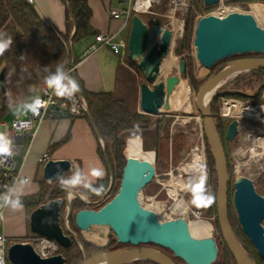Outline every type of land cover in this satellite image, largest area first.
<instances>
[{
    "label": "water",
    "instance_id": "obj_1",
    "mask_svg": "<svg viewBox=\"0 0 264 264\" xmlns=\"http://www.w3.org/2000/svg\"><path fill=\"white\" fill-rule=\"evenodd\" d=\"M220 3L221 0H204L206 7L217 6ZM173 38L172 29L160 24L151 27L139 14L133 16L128 39V60L136 64L145 79L140 86V107L144 114L158 116L163 108H170L169 99L180 83V75L186 71V62L182 60L179 65L180 75L161 77L163 61L172 51ZM194 46L196 58L204 67V72H208L217 62L232 56L251 53L263 56L242 58L228 63L207 79L195 98L197 110L201 113L203 131L216 166L218 180L216 203L221 235L237 264H256L236 237L229 221L227 157L211 112L212 100L205 106L204 99L211 87L222 83L235 72L264 70V28L260 27L250 14L232 12L224 17L204 16L197 22ZM182 47L181 43L175 51L176 55H180ZM71 51L73 54L72 47ZM75 66L73 55L71 68L73 79L76 81ZM4 81L5 73L2 71L0 82ZM2 92L5 93L6 89L2 88ZM219 93L221 92H216L214 97ZM238 128V120H233L229 124L226 133L229 142L236 138ZM96 134L105 148V143L97 131ZM72 167L69 160H49L44 165L42 177L49 181L57 168L67 174ZM108 168L112 176L109 164ZM149 170L147 163L140 159L127 158L118 193L99 209H83L76 213L75 223L80 231L90 232L96 226L110 227L116 234L119 244L134 247L101 252L92 256L82 247L85 255L82 264H97L107 259H115L120 262L119 264L138 260H149L156 264H176L173 258L180 259L185 264H213L216 261L219 249L215 237L193 236L186 219L160 221L155 212L141 205L139 195L149 180ZM67 194L64 199L58 198L36 208L29 219L31 233L55 241L60 248L65 249L70 247L72 242L60 222L63 205L66 204L72 210L71 201H67ZM75 197L84 200L80 194ZM233 203L243 232L258 256L264 260V196L256 191L253 181L246 177H236ZM71 235L75 237L72 233ZM139 245L160 247L170 251L173 257L160 250L138 247ZM8 259L11 264H66L62 254L42 257L33 245L28 243H13L8 249Z\"/></svg>",
    "mask_w": 264,
    "mask_h": 264
},
{
    "label": "rangeland",
    "instance_id": "obj_2",
    "mask_svg": "<svg viewBox=\"0 0 264 264\" xmlns=\"http://www.w3.org/2000/svg\"><path fill=\"white\" fill-rule=\"evenodd\" d=\"M191 9H193L191 0H176V2L174 0H157L151 8V12L143 14L144 20L151 27L155 24H160L172 29L174 32L172 51L163 63L162 78L176 74L180 75L179 65L182 60L187 63L188 74L186 76L180 75V83L176 86L169 99L170 108H163L158 116H148L149 120L152 122L149 131L156 129V124L159 121H163L158 154L153 149L146 150L144 148V137L142 136L144 131L143 129H138L130 134L142 140L143 151L153 150L156 156L152 157L151 153H131L128 154L129 156L127 157L125 154L127 139L124 156L126 160L129 157L143 160L150 169L149 180L139 195L141 205L155 212L160 221L184 218L188 222L193 223L208 222L212 226V231L209 235L216 238L219 249L214 264H220L228 257V252L225 248L224 240L217 229L215 215L210 214L209 211L214 204L213 180L210 176L209 159L203 133V122L195 104L197 91L192 85L191 76L196 83L200 84L210 75L220 71L232 61L242 58L263 56L254 53L232 56L217 62L208 72H204V67L196 58V48L194 46L195 28L199 19L204 16L216 15L224 17L232 12L250 14L254 17L257 24L264 28V0H223V2L217 5L212 11L198 13L189 47L185 50L182 47L180 55H176V49L180 47L181 43L183 45L182 40L184 37L185 20ZM177 27L182 28L177 32ZM76 47L77 46H75V50ZM126 60L131 64L130 68L135 74L127 71L122 73V81L118 84L117 88L113 90V93L118 98L123 99L130 109L134 108L139 114H144L140 108V86L145 82V79L138 70L136 64L131 63L128 58H126ZM256 77L255 73H251L250 71L235 73L218 85L217 92L236 89L246 92L247 94H254L259 85ZM1 86L2 83L0 82V96L2 92ZM3 94L6 97L10 96L7 91ZM263 98L264 92L262 94V100ZM26 102L31 103L28 100L17 103L10 117L15 115L16 112L20 113L23 110V104ZM227 102H233L238 107L241 106V108L242 106L243 108L253 107L255 109V112H252L254 116L243 114L238 116L225 115L224 106ZM217 105L219 108V116L222 119L231 120V122L233 120L239 121L236 138L232 142L227 143L232 170V177L230 178L231 187L234 188L236 177H246L253 181L256 191L264 196V147L259 144L260 142H264V112L260 109L263 107V102L255 99L240 100L235 98H222ZM166 120L170 121L168 138H166L167 134L166 131H164ZM231 122L227 123V125L229 126ZM146 138L149 147H154L152 136L147 135ZM100 144L104 151L103 142H100ZM130 146L133 148H140V143L136 139H131ZM199 157L203 159L204 167L201 171L195 172L192 170V167L198 164ZM65 175H70V173ZM40 177L43 179L41 166L36 174H33L31 177V183L27 185V188H34L38 184ZM121 180L122 179L116 178L113 173V175L110 176L109 186L102 196L98 199H90L84 196L81 197L84 199L81 201L87 204L90 207L89 209L101 208L118 193ZM171 182L172 185H174L175 194H177V196L169 191L167 185ZM57 184L58 183L55 182L44 183V189L47 190V199L52 195L54 190L57 189ZM199 184L202 186L200 187ZM75 199H77V197L72 198L71 202ZM23 208L16 212L6 209L4 232L12 244L28 243L35 247L41 237L30 231L29 219L33 210H26ZM191 210L201 212L200 219H195L190 213ZM75 214L76 210H70L65 204V207L61 210L60 222L64 231L70 234L72 233L75 236L74 238L79 243L83 256H85L84 250L82 249V247H84L83 242L101 250L108 248L112 244H116V248L118 249L134 248L131 245H119L116 240V234L110 227H93L90 232L80 231L79 229L78 232L74 231L72 220H75ZM233 217L237 219L235 207ZM1 230H3L2 227H0V231ZM98 235L104 238L103 242L100 244L92 240L94 236L96 237ZM195 235L202 236V234ZM138 247L157 249L173 257L170 251L154 245H139ZM60 251L61 248L58 247L52 256L59 254ZM47 254H49V252H47ZM173 259L179 264H185L181 260L176 258Z\"/></svg>",
    "mask_w": 264,
    "mask_h": 264
},
{
    "label": "trees",
    "instance_id": "obj_3",
    "mask_svg": "<svg viewBox=\"0 0 264 264\" xmlns=\"http://www.w3.org/2000/svg\"><path fill=\"white\" fill-rule=\"evenodd\" d=\"M62 1L67 7L65 24L66 28L64 32L58 31L55 28L47 25L33 5L27 0H0V32L6 33L7 36H10L13 40L10 48L2 56H0V73L2 71L5 73V81L2 83L1 87L5 88L10 94L9 97H6L3 92H1L0 122L7 120L10 117L17 103L23 100L34 98L36 95H38L39 90L43 85L44 77L48 74L45 72V68L51 72H54L58 63L64 65V70L70 68L73 60L71 47L87 37L97 35V31L91 25L92 10L88 5V0ZM191 2L193 9L189 11L184 26V37L182 40L184 50L189 47L191 42L197 14L203 11H212L216 7H206L204 5V0H191ZM135 14H139L143 18V14L137 12L133 13L132 18ZM132 18L130 20V25ZM21 56H23V58H21ZM75 63L77 64L76 59ZM250 72L255 73L257 76V82L259 84L258 89L254 94H247L246 92L236 89L219 91L221 93L217 94L212 99L210 108L215 118L216 126L224 145V150L227 157L229 172V221L232 230L244 249L254 259L256 264H264V260L258 256L249 238L243 232L238 220L233 217L234 188L231 187L230 183L232 170L230 166V156L227 150V143L229 141L226 137L228 127L227 123L231 122V120H225L219 116V108L217 105L222 98H235L240 100L255 99L257 101L260 100L263 102L262 94L264 92V70ZM187 74L188 72L186 63V71L183 75L186 76ZM207 79L198 84L194 79H192L191 76L192 85L197 93L200 87L207 81ZM77 83L79 85V90L86 98L89 107V115H83V117L89 121L95 134L97 131L98 135L104 141V151L102 150L100 142H98V154L102 161L105 162L107 167L108 164L111 166L112 175L114 173L116 178L122 179L123 169L126 165V158L124 156L126 139L131 136L129 131L143 129L144 132L142 136L144 137V148L146 150L153 149L158 154L159 140L161 136L160 132L163 129V121H159L156 124V129L149 131L152 122L149 120L148 114H139L134 110V108L130 109L126 105V102L123 99L118 98L113 92H88L83 89L82 83L79 79H77ZM10 102L12 107L9 106ZM199 114L201 116V113ZM166 121L167 122L166 126H164V131H166V138H168V128L170 121ZM147 135L152 136L154 147H149L146 138ZM204 139L206 141V151L209 159L210 176L213 180L212 183L214 192V204L209 211L210 214L215 215L216 226L221 234L216 203L218 189L216 166L205 133ZM128 156L129 155H127V157ZM109 180L110 173L107 178L99 180L94 186H98L102 183L105 186L106 191L109 186ZM44 183L45 181L39 182L40 191L38 193L21 198L23 206L26 210H35L41 205L49 203L58 198L65 197L66 192L60 188L59 184H57V189L54 190L52 195H50L47 199V190L44 189ZM80 192L90 199H98L100 197L82 188L80 189ZM71 206L73 211L76 210V213L80 210L90 208L78 198L71 202ZM64 207L65 205H63L62 210ZM72 224L74 231L78 232L75 220H72ZM65 233L70 236L72 242L70 247L66 249L61 248L59 254H62L65 257L66 264H82L84 261V256L79 243L70 233L66 231ZM92 240L100 244L103 242L104 238L98 235L96 237L94 236ZM83 244L86 252L90 256L99 252L113 251L118 249L116 248V244H112L108 248L102 250L97 249L85 242H83ZM225 248L228 252V257H226L225 261L220 264H237L226 244ZM175 262L176 264H179L177 261ZM127 264L156 263L149 260H138Z\"/></svg>",
    "mask_w": 264,
    "mask_h": 264
},
{
    "label": "crops",
    "instance_id": "obj_4",
    "mask_svg": "<svg viewBox=\"0 0 264 264\" xmlns=\"http://www.w3.org/2000/svg\"><path fill=\"white\" fill-rule=\"evenodd\" d=\"M32 5L47 25L58 31H65L67 7L62 0H34ZM88 5L92 10L91 25L97 31V35L117 34V39L128 41L131 28L130 22L124 24L123 19H114L110 15L111 9H124L127 6L125 0H88ZM95 37H87L72 47L73 55L77 60L74 69L75 78L76 81L77 79L81 81L83 89L88 92H113L122 81V73L127 71L135 74V72L130 68L131 64L126 58L115 55L108 47L89 54V48L95 43ZM75 46H77L76 50ZM69 76L73 78L72 73ZM28 101L32 102L33 98L28 99ZM28 112V110L23 108L20 113L16 112L15 115L3 122H10L16 117L23 118ZM130 133H133V131H129ZM130 135L127 138L126 156L131 153H151L152 157L156 156L153 150L143 151L142 140L132 136V134ZM131 139L138 140L140 148L131 147ZM98 142L101 141L97 138L89 121L83 116L71 117L67 114L58 119L45 120L38 126L31 149L22 162L21 177L27 178L29 180L28 184H30L31 177L36 174L40 166L42 167L43 175L45 164L40 163L38 159L47 155L48 160L71 161L72 166L82 169L87 179L95 185L99 180L87 176V173L93 167L104 171L105 175L102 179L109 176L108 167L98 154ZM41 179L40 177L38 184L34 188H27L28 184L23 186L22 197L38 193L40 190L39 182H49ZM77 191L81 197L85 196L80 192V189Z\"/></svg>",
    "mask_w": 264,
    "mask_h": 264
},
{
    "label": "built area",
    "instance_id": "obj_5",
    "mask_svg": "<svg viewBox=\"0 0 264 264\" xmlns=\"http://www.w3.org/2000/svg\"><path fill=\"white\" fill-rule=\"evenodd\" d=\"M30 4L34 0H27ZM176 2V0H174ZM127 6L122 9H111L110 15L114 19H123L124 24L130 22L134 12L150 13L151 8L157 0H125ZM223 0H221V3ZM220 3V4H221ZM108 47L115 55L122 58L128 56V41L125 39H117V34H99L95 37V43L89 48V54L99 51L101 48ZM73 69L70 67L65 69V72L70 75ZM7 95V94H6ZM9 96V95H8ZM39 99L41 105L38 109V115H34L31 111L25 117H16L10 122H0V132H5L13 143V156L8 158L6 162L0 165V193L4 192L7 187H10L14 181L21 177V165L25 160L26 155L31 149V145L38 126L49 119H58L69 115L71 117H80L89 115V107L86 98L78 91L72 98L58 97L53 91L47 88L43 83L38 95L33 100ZM264 106V103H263ZM24 122H27L25 125ZM40 163L46 164L48 156L39 157ZM3 218L0 219V264H9L8 249L12 245L10 239L4 232L5 212L6 209H0ZM190 213L195 219H200L201 212L191 210ZM59 245L52 240L41 237L35 245V250L42 257L52 256ZM49 252V254H47ZM11 264V263H10Z\"/></svg>",
    "mask_w": 264,
    "mask_h": 264
},
{
    "label": "clouds",
    "instance_id": "obj_6",
    "mask_svg": "<svg viewBox=\"0 0 264 264\" xmlns=\"http://www.w3.org/2000/svg\"><path fill=\"white\" fill-rule=\"evenodd\" d=\"M13 40L6 33L0 32V56H2L12 45ZM23 58V56H21ZM45 72L48 74L44 77L43 83L48 89L54 92L58 97L72 98L76 92L79 91L78 83L71 78L64 70L63 64H57L54 72L45 68ZM41 105L40 100L37 98L31 103H24L23 108L31 111L34 115H38V109ZM10 107L12 104L10 102ZM25 125L27 122H24ZM13 143L5 132H0V165L4 164L6 160L12 157ZM71 174L65 175L63 170L57 168L54 176L49 179V183L53 180L58 182L60 188L68 193V198L72 199L79 195L78 189H84L96 196H102L105 191V186L101 183L98 186H94L93 183L87 179L82 169L73 166L70 169ZM105 173L100 168L93 167L87 176H91L96 180H100L104 177ZM29 180L27 178H20L13 182L10 187L0 193V209H10L13 212L19 211L23 208L21 197L23 195V186L27 185ZM3 218L2 212H0V219Z\"/></svg>",
    "mask_w": 264,
    "mask_h": 264
},
{
    "label": "bare ground",
    "instance_id": "obj_7",
    "mask_svg": "<svg viewBox=\"0 0 264 264\" xmlns=\"http://www.w3.org/2000/svg\"><path fill=\"white\" fill-rule=\"evenodd\" d=\"M181 28L182 27H177L176 28L177 32L179 30H181ZM169 54L167 55V57L169 56ZM165 59H164V61H165ZM164 61H163V63H164ZM162 70H163V65H162V68H161V77H162ZM235 73H237V72H235ZM235 73H233V74H235ZM218 85H215V86L211 87L207 91V93L205 95V99H204L205 106H208L210 104L212 98L214 97L215 93L217 92ZM260 109L264 112V106L262 108H260ZM224 112H225V115H229V116L230 115L231 116H238V115H242V114L243 115H247V116H254L252 114V112L254 113L255 112V109L253 107H245V108H243V106L241 108V106L238 107L233 102H227L225 104V106H224ZM259 144L262 147H264V142H260ZM203 167H204L203 159L199 157L198 164L195 167H192V170H194L195 172H199V171H201L203 169ZM201 184H199L200 187L202 186ZM167 186L169 188V191L173 195L177 196V194H175V189H174V185H172V182L170 184H168ZM67 201H71V199L68 198V194H67ZM188 223H189L190 231L193 234V236H196V237H204V235H207V234H208L207 236H210L209 234H211L212 226L208 222H196V223L188 222ZM195 234H199V235L202 234V236H197ZM119 263L120 262L115 261V259H107V260H103V261H101V262H99L97 264H119Z\"/></svg>",
    "mask_w": 264,
    "mask_h": 264
},
{
    "label": "flooded vegetation",
    "instance_id": "obj_8",
    "mask_svg": "<svg viewBox=\"0 0 264 264\" xmlns=\"http://www.w3.org/2000/svg\"><path fill=\"white\" fill-rule=\"evenodd\" d=\"M227 130H228V127H227Z\"/></svg>",
    "mask_w": 264,
    "mask_h": 264
}]
</instances>
